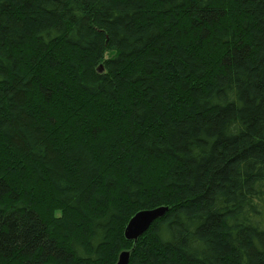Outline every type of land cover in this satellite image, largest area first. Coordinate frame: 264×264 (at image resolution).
Segmentation results:
<instances>
[{"label":"trees","instance_id":"obj_1","mask_svg":"<svg viewBox=\"0 0 264 264\" xmlns=\"http://www.w3.org/2000/svg\"><path fill=\"white\" fill-rule=\"evenodd\" d=\"M124 251L264 264V0H0V264Z\"/></svg>","mask_w":264,"mask_h":264},{"label":"water","instance_id":"obj_2","mask_svg":"<svg viewBox=\"0 0 264 264\" xmlns=\"http://www.w3.org/2000/svg\"><path fill=\"white\" fill-rule=\"evenodd\" d=\"M169 211L168 207H158L152 210H145L138 212L128 223L124 236L128 242H133L134 246L138 243L140 238L153 226V224L163 219ZM135 250V247L132 251ZM131 251H124L119 255L116 264H130Z\"/></svg>","mask_w":264,"mask_h":264}]
</instances>
